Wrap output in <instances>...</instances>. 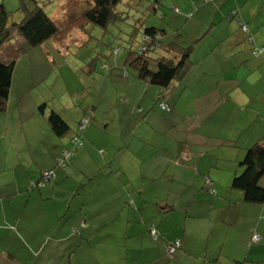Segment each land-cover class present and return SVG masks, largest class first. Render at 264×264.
Segmentation results:
<instances>
[{"label":"crops","instance_id":"crops-1","mask_svg":"<svg viewBox=\"0 0 264 264\" xmlns=\"http://www.w3.org/2000/svg\"><path fill=\"white\" fill-rule=\"evenodd\" d=\"M175 3L160 29L195 48L187 75L166 88L136 77L122 100L82 93L55 105L14 92L17 60L0 113V264H264V202L232 187L249 149L264 145V53L229 17L237 10L264 49V0ZM52 110L70 134L52 131ZM85 115L83 145L57 168Z\"/></svg>","mask_w":264,"mask_h":264},{"label":"rangeland","instance_id":"rangeland-1","mask_svg":"<svg viewBox=\"0 0 264 264\" xmlns=\"http://www.w3.org/2000/svg\"><path fill=\"white\" fill-rule=\"evenodd\" d=\"M60 28V33L46 43L49 57L40 49L18 51L23 59L15 75L14 92L30 89L49 97L52 104L59 99L68 102V96L85 93L106 100L113 96L122 100L130 89L127 83L136 78V69L126 64L130 55L138 54L144 28L159 29L165 22L163 13L170 12L177 0H122L117 8L120 19L107 27L95 26L84 17L90 8L89 0H36ZM28 0H0L10 13V24L21 23L19 11ZM161 3V9L153 6ZM66 12V13H65ZM122 16L124 19H122ZM170 19L163 26L169 27ZM10 45L19 46L20 37H13ZM43 54L46 62H40ZM49 62V63H48ZM92 100V99H91ZM106 103V102H105ZM116 106V105H115ZM74 110L68 109L66 112Z\"/></svg>","mask_w":264,"mask_h":264},{"label":"trees","instance_id":"trees-1","mask_svg":"<svg viewBox=\"0 0 264 264\" xmlns=\"http://www.w3.org/2000/svg\"><path fill=\"white\" fill-rule=\"evenodd\" d=\"M203 1L204 3L214 2V0ZM89 2L90 8L84 13V17L89 23L105 28L112 20H121V15H123L121 13L123 12H120L117 8L122 0H89ZM162 4H154L153 10L159 11ZM19 11L23 15L22 22L10 24V13L4 4L0 5V113L6 110L9 100L13 74L18 60L19 50L17 51L16 49H23L24 52L38 49L60 33L59 26L51 16L46 14L44 8L36 0H28V4L22 3ZM229 17L235 20L240 31L246 36L247 43L250 45L253 54L256 56L262 55L264 49L255 45L252 32L241 19L237 10L232 11ZM122 19H124L123 16ZM172 36L173 34L170 35L167 30L160 28L149 27L143 29L141 43L137 49L138 54L128 56L126 62V64L136 69L137 77L166 88L171 82L178 79L181 80L187 75L192 65L191 55L195 44L185 46L180 39V35L176 36L175 39ZM13 37L21 38L22 42L19 46L10 45V40ZM158 53L160 55L156 56ZM6 55L9 56V59L5 60L4 56ZM162 103L165 102H159L158 107L168 113V111L160 107ZM46 107V104H42L39 110L43 112ZM84 118L88 119L87 128L89 127L90 117L85 115L79 121L78 131L72 138L75 135H80L83 139V133L87 128L84 131H80L79 126ZM47 119L52 131L57 136L61 137L70 134L72 130L70 125L58 112L50 111ZM56 166L57 168H65L59 167L58 164ZM240 166L242 172L235 177L232 187L242 191L247 202L263 203L264 189L259 182L264 176V145L256 144L249 149ZM53 173L55 176V170H53ZM41 180L38 181L36 188L52 184L54 177L44 184H42Z\"/></svg>","mask_w":264,"mask_h":264},{"label":"built area","instance_id":"built-area-1","mask_svg":"<svg viewBox=\"0 0 264 264\" xmlns=\"http://www.w3.org/2000/svg\"><path fill=\"white\" fill-rule=\"evenodd\" d=\"M160 107L163 109V110H166L168 112H170V107L168 105H166L165 103H162L160 104ZM88 119L87 118H84L81 125L79 126V130L80 131H84L87 126H88ZM72 149L71 150H67L65 151L62 156L60 158H58L57 160V164L59 167H66V165L68 164V162L70 161V159L73 158L74 156V152L76 149H79L82 145H83V140L81 138L80 135H75L72 140ZM54 177V173L53 172H46L44 175H43V178H42V184L52 180ZM208 184H211V181L208 180ZM151 234L154 238L157 237V230L155 228H152L151 229ZM261 237L258 233L254 232L253 234V237H252V241L254 243H258L260 241ZM181 247V242L180 241H176L172 244L169 245L168 247V256L172 259L174 258V255H175V252Z\"/></svg>","mask_w":264,"mask_h":264}]
</instances>
